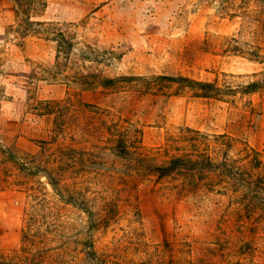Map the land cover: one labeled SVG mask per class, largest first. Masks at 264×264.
<instances>
[{"label": "rangeland", "instance_id": "obj_1", "mask_svg": "<svg viewBox=\"0 0 264 264\" xmlns=\"http://www.w3.org/2000/svg\"><path fill=\"white\" fill-rule=\"evenodd\" d=\"M23 5L19 11L13 0H0V260L21 246L31 207L61 205L43 174L27 168L52 163L48 154L62 144L102 148L108 123L132 131L148 154L182 153L180 137L192 130L212 141L223 135L235 159L251 150L264 155V0ZM97 76L181 84L162 80L147 90L132 83L126 94H112L87 89ZM203 83L218 96L184 88ZM91 167L77 164L70 176L93 204L106 197L118 207L93 232L110 264H264V230L249 243L222 185L202 180L186 190L180 178H150L125 186ZM52 212L73 224L82 216Z\"/></svg>", "mask_w": 264, "mask_h": 264}, {"label": "trees", "instance_id": "obj_2", "mask_svg": "<svg viewBox=\"0 0 264 264\" xmlns=\"http://www.w3.org/2000/svg\"><path fill=\"white\" fill-rule=\"evenodd\" d=\"M13 1L21 11L23 3L28 0ZM92 79L94 82L84 83L87 89L95 92L101 87L112 94H126L128 91L125 86L132 83H139L140 87H146L147 90L159 88L157 82L162 80L181 84V81L167 77L149 80L141 77L97 76ZM197 86L200 87L195 89L191 85H184V88L196 90L198 97L202 98L218 96L219 89L211 84ZM108 124L105 125L106 136L102 148L94 147L97 150L91 151L62 144L48 154L49 157L53 156L52 163L27 168L32 176L40 172L43 174L46 184L61 205L56 204V209L48 204H38L35 209L31 207L26 215V230L22 234L21 246L5 256V259L3 257L0 264H110L107 252L96 247L93 232L106 228L111 216L118 212V207L106 197L102 198V205H95L97 201L93 204L86 197L88 191L75 185L74 178L70 176L77 164L81 169L89 164L93 166L92 171L103 170V175L107 174L111 179L117 176L124 181L125 186L131 181L143 183L150 178L166 184L180 178L186 190L198 189L202 180L208 181L209 186L222 185L221 189L234 200L232 213L239 217V222L246 224L244 229L249 234V243L255 245L261 233L259 231L264 230V155L251 150V153L235 159L224 151L221 141L223 135L212 141L208 135L192 130L185 131L180 137L184 143L182 153L153 155L141 149L132 131L120 125ZM108 162L120 169H103V165ZM103 175L99 174L100 177ZM106 205L109 206L108 211L104 210ZM68 208L82 215L77 218V223L55 219L52 211L57 215H65Z\"/></svg>", "mask_w": 264, "mask_h": 264}]
</instances>
